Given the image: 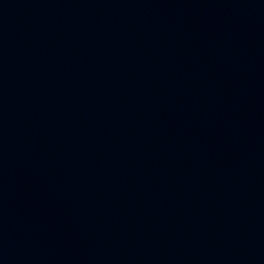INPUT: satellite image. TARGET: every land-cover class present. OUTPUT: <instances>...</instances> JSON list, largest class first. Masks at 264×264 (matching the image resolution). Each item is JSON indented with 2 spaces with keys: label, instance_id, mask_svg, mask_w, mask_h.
Wrapping results in <instances>:
<instances>
[{
  "label": "water",
  "instance_id": "obj_1",
  "mask_svg": "<svg viewBox=\"0 0 264 264\" xmlns=\"http://www.w3.org/2000/svg\"><path fill=\"white\" fill-rule=\"evenodd\" d=\"M0 264H264V0H0Z\"/></svg>",
  "mask_w": 264,
  "mask_h": 264
}]
</instances>
